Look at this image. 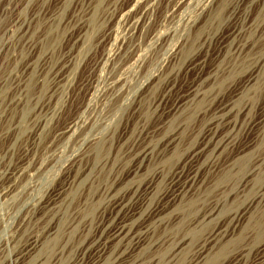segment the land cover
Here are the masks:
<instances>
[{"label": "bare ground", "instance_id": "obj_1", "mask_svg": "<svg viewBox=\"0 0 264 264\" xmlns=\"http://www.w3.org/2000/svg\"><path fill=\"white\" fill-rule=\"evenodd\" d=\"M256 1L208 0L201 6V22L189 23L195 31L172 48L132 102L134 112L162 116H131L133 129L121 134L115 148V133L89 141V150L72 159L60 187L29 205L25 220L46 226L11 264L48 263L49 254L35 258L46 244L41 237L57 244L58 233H66L61 232L63 217L55 223L52 217L69 187L82 184L91 172L81 164L88 156L95 165L104 162L89 188L106 180L104 207L98 222L84 227L86 237L73 264H264V104L252 116L255 107L237 103L264 81V23L248 22ZM238 78L241 86L235 87ZM158 89L161 94L152 100ZM170 97H175L171 104ZM205 106L211 116H204L190 143L186 132ZM182 113L186 116L176 115ZM151 117L158 118L156 128L169 127L156 139H150L154 131L147 126ZM115 169L120 173L107 181L104 171ZM16 179L7 180L10 187Z\"/></svg>", "mask_w": 264, "mask_h": 264}, {"label": "rangeland", "instance_id": "obj_2", "mask_svg": "<svg viewBox=\"0 0 264 264\" xmlns=\"http://www.w3.org/2000/svg\"><path fill=\"white\" fill-rule=\"evenodd\" d=\"M206 1L0 0V264H11L29 242L40 236L46 223L34 225L25 220L29 205L36 204L48 190L60 187L72 159L89 150V141L115 133V148L121 134L133 127L135 119L131 116H162L134 112L132 102L172 48L195 31L189 23L201 22L199 10ZM263 1L257 0L249 8L250 24L264 23ZM162 35L166 38L160 39ZM182 75L179 85L186 82ZM240 79L235 87L241 86L237 85ZM161 91L155 90L151 99ZM169 100L171 104L175 97ZM238 101L240 106L249 102L256 108L252 116H258L264 104V81ZM149 104H144V110ZM208 106L190 126L193 130L186 132L190 143L203 127L204 116H211ZM157 119L151 117L147 122L155 136L150 139L169 129L156 128ZM177 120L176 126L181 119ZM102 160L95 165L97 162L88 156L81 162L82 168L91 169L89 176L82 184L69 187L68 198L65 196L64 204L52 217L53 223L63 217L65 227L61 232L67 234L58 233L59 246L53 239L41 237L46 248L44 245V251L35 258L49 254L47 264L75 262L86 237L85 228L98 222L104 207L100 199L106 183L104 175L101 190L96 185L94 195L89 189L104 167ZM113 171H104L105 176L110 175L107 181L120 173ZM12 176L17 179L10 187L7 180ZM8 185L10 189L5 191Z\"/></svg>", "mask_w": 264, "mask_h": 264}]
</instances>
